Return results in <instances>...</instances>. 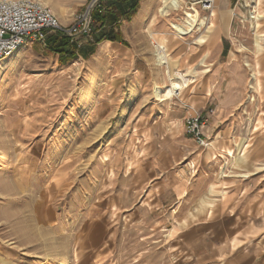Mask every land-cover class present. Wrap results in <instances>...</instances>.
Segmentation results:
<instances>
[{"label":"rangeland","instance_id":"1","mask_svg":"<svg viewBox=\"0 0 264 264\" xmlns=\"http://www.w3.org/2000/svg\"><path fill=\"white\" fill-rule=\"evenodd\" d=\"M38 1L50 7L64 27L91 2ZM106 2L105 15L112 12L111 3ZM192 2L185 0L186 6L165 19L158 15L161 4L156 13L154 33H162L160 40L154 36L158 45L166 38L173 47L167 48L177 71L188 74L191 70L189 77H195L189 90L173 102L161 101L155 94L157 87L165 89L169 81L165 69L156 65L152 36L138 30L128 31L125 38L118 33L120 42L135 52L128 63H116L112 54L95 57L99 45L94 43L95 22L103 15L94 14L91 36L81 40V46L73 38L60 37L74 49L77 58L72 61L61 58L45 40L24 46L26 51L16 62L10 60L20 50L0 62V239L15 252L11 256L17 261L221 264L234 255H227L220 243L235 228V218L255 197V190L264 189V52L258 54L253 45L257 29L234 20L230 38L237 47L244 45L239 59L249 77L227 115L219 113L223 95L209 98L207 108L215 110L217 117L203 118L206 127H212L208 146L200 147L193 138L183 144L165 135L154 138L156 158L160 153L173 154L170 172L157 178L142 159L148 145L143 134L156 121L151 117L154 109L171 103L172 113L183 120L181 135L188 138V112L200 115L189 99L197 94L199 81H207L213 65L191 64L187 55L199 48L197 40L204 28L182 41H174L171 30V23L183 18ZM138 8L130 20L121 17L124 22L118 26L131 29ZM258 30V35H264ZM92 45L97 47L95 53L84 57L82 51ZM258 64L260 93L255 90L256 77H251ZM136 71L140 81L132 79ZM229 135L233 146L229 149L235 151L241 143L248 146L242 152L248 162L239 164L211 147L215 139L224 144ZM211 155H215L213 161ZM216 182L221 189L209 194V184ZM228 194H236L237 202L223 204ZM259 216L254 224L264 231V210Z\"/></svg>","mask_w":264,"mask_h":264},{"label":"crops","instance_id":"2","mask_svg":"<svg viewBox=\"0 0 264 264\" xmlns=\"http://www.w3.org/2000/svg\"><path fill=\"white\" fill-rule=\"evenodd\" d=\"M86 1L87 0H85V2ZM107 1L111 3L110 5H112V11L114 13H119L118 15L120 18L126 17V15L131 12L127 2L123 4V12H120L121 10L116 11L114 5L120 3L122 0ZM236 2L237 0H216L215 16L210 18V23L214 20L216 25L214 26L212 22L209 28L211 33L209 34L207 41L203 44H200L199 48L196 49V51L193 50L194 52L191 51L192 53L190 52L191 54L187 55L191 60V64H197V62L199 63L203 59H205L206 62H210L213 65L212 72L208 76L207 81L200 80L198 86H196L198 88L197 94L191 96L189 99L192 107L196 108L198 112H200L199 114L202 118L211 116L215 117V110L210 111L207 108L209 105V98L220 95H223V97L220 98L221 106H219V113L223 116L224 114L227 115V112L230 109L229 106L235 101L234 96H236L237 94H243V91L247 84L246 81L247 77H249V70H247L248 68H246V65L243 63V61L239 59V53H241L242 51L240 49H245L244 45L241 44V47H237L238 45L236 46V44H233L230 38L234 20H238L231 10V7L234 6ZM159 4V0H142L140 2L137 14L135 15V18H138L135 20L136 22L131 25V29L126 28L124 30L123 25L118 26L119 23L122 24L124 22V19L121 18V20L117 21V24L115 23L116 25H106L99 31H107V34L111 33L112 36H116L118 33L122 32L125 38V35L128 34V31L136 32L138 30L139 32L141 31L145 34H148L147 30L148 27H150L155 37L160 40V36H162V33H154L157 30L155 28L157 26V22L151 25L152 19L157 16L156 13ZM260 15L262 17L257 25V32L259 31V27L260 31L264 34V0H261ZM240 27L241 26H238V31H242ZM97 32L98 30H95L94 33L96 34ZM256 34L253 45L256 48L257 53L262 55L264 52V35L263 39L260 41V47H258L256 43ZM124 45L125 44H123V42L118 41H103L99 43L97 51L95 53V57L105 54H112V59L116 63H128L131 61V58L133 57L135 52L133 51V49H130ZM191 64L189 65V69L192 68ZM178 66L180 67V65ZM188 73H192V71L188 70ZM261 74V67L258 64L252 74L253 76L251 75V77H256V90L261 89L262 92L263 88L261 87ZM140 77V71H136L135 75L132 76V79L137 78L140 81ZM225 87L227 89L223 90ZM209 90H211V92H209ZM173 109L174 108H172L171 103L160 105L156 110L154 109V113L151 115V117L156 121L152 126H150V128L147 129V131L144 133L145 135L143 134L144 137H148V140H146L148 145H145V155L142 157V159H144L146 167L150 168L151 175L154 177L156 176L155 178L158 177V174L164 175L170 172L171 169L169 167H172V163H170L172 161L169 160L172 159L171 155L173 154L160 153L161 156L159 155L156 158V149L153 147L154 138H160L165 135L169 140H176L181 144H183L184 141H191V137L188 138L181 135L183 131V120H179L175 117V115L172 113ZM178 113H182V116L187 115V112L178 111ZM192 113V111L188 112L187 117L193 116ZM158 117L160 118V120H157ZM147 118L148 117L146 116L144 120H147ZM148 121H150V119ZM206 128V136L208 140H211V136L209 134H211L212 127L208 125ZM211 147L218 151H221V153H223L222 150L233 148L231 136L229 135L222 145L220 141L215 139L211 143ZM218 147L221 149H219ZM210 158L213 161L215 155H211ZM143 164L144 163H142V165ZM146 182H152V179H148ZM219 185L220 184H217V182L215 183V185L213 183H210V187L208 186L207 189L209 194L216 193L218 190H220L221 186ZM255 191L257 192L255 197L248 202L245 209L241 211L240 215L237 218H235L236 222L233 231L229 233L228 236H226L225 242L220 243L221 246L226 249L227 255H235L236 253L237 257L234 258L233 255V258L230 257L226 260V262L224 261V263L221 264H264V231L262 229L259 230V228L254 224L255 218H260L259 214L261 212L263 213L264 210V189H256ZM239 194L240 195L238 196H241V193ZM245 194H247V192L243 190L242 196H244ZM236 200V194H228V196L224 198L223 204L227 203L226 205L229 206ZM263 217L264 216H262V218ZM248 227H254L255 231H248ZM240 250H243L242 254H237V252ZM11 254H15V252H13L7 246L6 242L0 239V264H22L21 262L17 261V258L11 256Z\"/></svg>","mask_w":264,"mask_h":264},{"label":"built area","instance_id":"3","mask_svg":"<svg viewBox=\"0 0 264 264\" xmlns=\"http://www.w3.org/2000/svg\"><path fill=\"white\" fill-rule=\"evenodd\" d=\"M191 6V9L198 7L207 14L204 17L210 19L216 0H193ZM260 8L261 0H237L233 11L242 25L256 30ZM107 11L106 0H91L85 10L74 17L72 24L64 27L52 9L38 0H0V62L29 43L47 42L52 34L73 38L72 42L81 46V40L91 36L94 14L105 15ZM207 124L198 114L185 119L186 134L202 148L208 146Z\"/></svg>","mask_w":264,"mask_h":264},{"label":"bare ground","instance_id":"4","mask_svg":"<svg viewBox=\"0 0 264 264\" xmlns=\"http://www.w3.org/2000/svg\"><path fill=\"white\" fill-rule=\"evenodd\" d=\"M160 4L161 5L159 6L158 9V15L161 18L165 19L168 18L172 12H177L180 9H182L183 6L185 5V0H160ZM214 13L215 10L212 12L213 16L215 15ZM183 14L184 17L179 19L178 22L171 23V30H173L175 35L174 41H177V39L179 41H182L185 37H187V35L192 34L193 32L197 31L199 28H204V33L198 38L197 44L205 43L210 34L209 29L207 27L208 25H210L208 24V22H210V19L205 18L202 12L196 8H193L189 11L184 10ZM261 17L262 16L259 14L260 19ZM156 22H157V17H154L151 21V25L155 24ZM147 32L150 36H152L153 43L154 42L156 43V44L154 43L155 48L157 50L155 55L156 65L158 66L159 69H165V75L167 76L169 81V85L165 87V89L161 87H157V89L155 90V94L158 98L161 99V101L173 102L174 99L180 98L185 91L189 90L191 85L195 83L194 81L195 77L192 79L189 77L192 75V73L183 74L177 71L178 69L177 65L174 63L171 54L168 50L169 48L168 46L170 47L172 46L170 45V43L166 38H163L158 45L156 39L154 38L155 35L151 32L150 27H148ZM262 39H263V35L256 34V43L258 47H260L259 44ZM25 51H26L25 49H22L19 52H17L15 57L12 58L10 62L11 63L16 62L18 58H21L24 55ZM201 64L206 66L205 65L206 60L203 59L201 61ZM205 72H209L208 69ZM256 91L260 93L261 89H257ZM209 92H211V90H209ZM255 100H256L255 98L254 99L250 98L251 102H255ZM247 148L248 146H246L245 143H241L236 145L235 151H233V149H225L223 150V153H226L227 156L232 157L235 160V162L239 164L246 163L248 162L249 158H247V155L242 152H245ZM224 166L222 167V171L225 170ZM245 176L247 175L244 174L243 177Z\"/></svg>","mask_w":264,"mask_h":264},{"label":"trees","instance_id":"5","mask_svg":"<svg viewBox=\"0 0 264 264\" xmlns=\"http://www.w3.org/2000/svg\"><path fill=\"white\" fill-rule=\"evenodd\" d=\"M124 1V2H123ZM142 0H122L120 3H117L116 5H114L116 11H120L123 10L124 3H128V6L130 8V13L126 15L127 20H130L133 16V12L135 10H137L139 3ZM112 6V5H111ZM132 13V14H131ZM118 16V17H117ZM119 18V15L114 13L113 11L111 13H108L107 15H103V16H98L97 17V21H96V30H98V34L94 33V39H95V44H99L103 41H119L120 42V35L117 34L116 36H112L111 33L107 34V31H99L100 29H102L103 27H105L106 25H112L117 23ZM63 38L62 35L60 34H52L49 36L48 40L49 42H51V48L53 49L54 52H56L57 54H59L61 56V58H66L68 61H72L74 59L77 58V56L75 55L74 49H71L68 44L67 41L65 39H61ZM96 46L92 45L90 49L88 50H83L82 54L84 55V57L88 58L91 55H93L96 51Z\"/></svg>","mask_w":264,"mask_h":264}]
</instances>
